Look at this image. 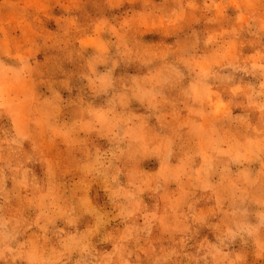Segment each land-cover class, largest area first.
<instances>
[{"label": "rangeland", "instance_id": "rangeland-1", "mask_svg": "<svg viewBox=\"0 0 264 264\" xmlns=\"http://www.w3.org/2000/svg\"><path fill=\"white\" fill-rule=\"evenodd\" d=\"M7 56L36 57L41 64L49 61L46 76L56 81L66 72H83L86 65L83 74L96 95L112 86L111 70L98 73L97 65L111 60L115 67L118 57L123 63L116 75L129 79L132 92L133 111L128 118L145 104L166 108L160 122L190 138V159H200L195 178L202 191L219 202L222 193L202 182V177L219 158L240 166L235 174L227 167L221 180L255 205L258 224L238 226L255 243L257 228L264 225V0H0V59ZM49 85L36 79L13 83L10 74L0 90V130H4L0 141L24 156L17 166L18 185L31 186L34 195L28 203L42 210L51 204L59 216L75 223L78 217L59 203L52 162L60 166L61 175L75 180L65 163V154L77 151L82 143L74 132L88 130L93 121H106L108 113L89 104V118L82 112L68 124L64 121L71 112L61 115V94L66 101L74 99L81 84L74 76L71 92L57 84L61 94L47 97L39 89L47 94ZM114 99L129 105L127 94ZM94 102L102 103L103 98ZM257 164L254 172L244 166ZM142 166L154 171L158 162L145 161ZM43 175L49 178L46 191ZM91 196L98 206H108L99 186L93 187ZM50 219L56 222V217ZM89 223L91 219L83 217L80 229ZM203 236L215 239L207 229L201 230ZM85 240L83 234L72 233L65 243L78 246ZM205 246L216 251L211 243ZM98 247L106 250L110 245L98 243ZM110 259L111 254L105 256V264ZM248 264H264V260L249 255Z\"/></svg>", "mask_w": 264, "mask_h": 264}, {"label": "clouds", "instance_id": "clouds-1", "mask_svg": "<svg viewBox=\"0 0 264 264\" xmlns=\"http://www.w3.org/2000/svg\"><path fill=\"white\" fill-rule=\"evenodd\" d=\"M114 58L118 61L115 67L111 60L97 65L98 73L111 70L112 79V86L99 95L93 93L83 74L86 65L83 72H66L56 81L46 76L49 61L41 64L36 57L20 60L12 56L0 59V90L11 74L13 83L49 81L47 94L39 91L51 97L61 94L59 88L71 92L75 76L81 84L78 94L67 101L61 94L59 102L61 115L71 112L64 122L71 124L82 112L89 118V104L108 113L106 121H93L88 130L78 128L74 132L82 143L77 151L65 154V163L73 170L68 175L74 173L75 180L61 175L60 166L52 162L59 203L78 217L75 223L59 216V210L51 204L42 210L28 203L34 195L31 186L18 185L17 166L24 156L0 141V264H37L38 260L39 264H105L108 254V264H248L249 255L257 261L264 260V225L258 226L255 243L248 231L238 227L241 223L258 224L255 205H250L239 189L233 190L221 180L227 167L235 174L240 166L219 158L207 177H202V182L216 186L222 193L219 202L202 191L195 178L200 159H190V138L183 130L162 126L160 122V113L166 108L153 109L145 104L134 118H128L127 114L133 111L132 92L127 87L130 81L116 75L123 62ZM58 66L62 71V65ZM100 67L104 70L100 71ZM120 94L128 95V106L114 99ZM101 97L102 103L94 102ZM152 160L158 162V167L145 170L144 162ZM244 166L252 167L254 172L258 164ZM41 183L46 191L47 175L42 176ZM94 186L104 192L107 207L94 203ZM245 210L247 215L243 214ZM85 216L91 223L81 230L79 224ZM52 217H56L55 223L51 222ZM203 229L215 239L200 238ZM72 233L83 234L85 242L67 245L65 239ZM205 242L215 245L216 251L208 249ZM98 243L110 248L102 250Z\"/></svg>", "mask_w": 264, "mask_h": 264}]
</instances>
